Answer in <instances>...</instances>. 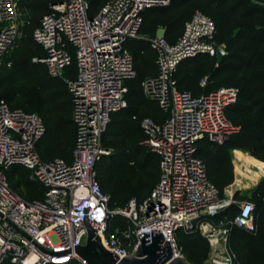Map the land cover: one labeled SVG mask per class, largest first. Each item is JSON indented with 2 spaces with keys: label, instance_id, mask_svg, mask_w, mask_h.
I'll return each instance as SVG.
<instances>
[{
  "label": "built area",
  "instance_id": "obj_1",
  "mask_svg": "<svg viewBox=\"0 0 264 264\" xmlns=\"http://www.w3.org/2000/svg\"><path fill=\"white\" fill-rule=\"evenodd\" d=\"M21 1L0 0V66L19 36L16 19ZM168 3L106 0L89 16L85 0H64L50 4L40 18L32 37L44 54L34 61L42 63L50 77L64 80L71 97L75 142L70 162L62 158L42 161L36 151L45 133L41 117L0 101V264H69L74 260L86 264L74 253L86 241L84 219L118 260L133 254L141 233L159 230L176 256L181 254L175 233L197 232L210 250L203 264H234L228 245L230 228L253 232L254 205L241 202L225 227L207 220L232 203L222 202L208 179L197 144L201 140L222 144L238 130L225 114L238 90L219 87L194 96L180 91L174 79L177 66L186 58L225 54L224 45L214 41L216 28L210 17L195 11L174 44L158 36L150 40L157 72L140 86L142 94L167 115L161 124L147 118L140 123L145 136L142 144L159 156V179L151 194L111 209L109 196L96 180V163L111 154L102 146V134L111 114L126 108L125 82L136 76L124 43L138 38L145 9ZM69 47L76 63L74 79L64 77L72 60ZM208 81V76L202 77L199 87L205 89ZM11 166L29 171L28 179L43 188L40 199L27 202L10 188L4 171ZM114 216L126 219L127 226L111 229Z\"/></svg>",
  "mask_w": 264,
  "mask_h": 264
},
{
  "label": "trees",
  "instance_id": "obj_2",
  "mask_svg": "<svg viewBox=\"0 0 264 264\" xmlns=\"http://www.w3.org/2000/svg\"><path fill=\"white\" fill-rule=\"evenodd\" d=\"M64 0H22L19 11L27 19L26 37L20 39L9 56V68L0 67V101L11 109L38 114L45 126V133L36 144L42 161L62 158L72 159L75 142V126L71 120V97L62 78L50 77L46 67L35 58L43 56L42 48L32 37L40 18L49 11L52 3ZM88 14L93 16L106 0H85ZM164 6H151L142 14L139 35L142 39H128L124 47L133 57L136 76L127 80L126 108L114 112L102 134L101 142L111 154L103 156L95 165L96 180L101 190L109 196V206L123 207L131 198L146 199L159 179V156L144 146V133L140 123L150 119L161 124L167 115L156 101L147 99L141 90V82L157 72L156 53L150 45L159 28L164 30L163 39L174 44L181 35L183 26L195 11L210 17L216 28L214 41L225 46L223 56L197 55L182 60L174 74L180 91L194 96L208 93L219 87H235L238 90L234 104L225 110L227 119L237 127L222 144L201 140L197 155L206 166L208 179L218 189L219 197L233 183L231 152L239 150L252 159L264 163V0H168ZM71 64L64 77L74 79L76 63L74 52L68 48ZM208 76L205 89L199 80ZM10 188H23L16 192L25 201L40 199L43 188L28 179L29 171L20 166H11L4 171ZM237 194L235 192L234 196ZM254 205L255 230L232 226L229 232V248L240 264H264V177L250 191ZM112 208V209H113ZM237 213L233 203L207 220L217 224L232 220ZM127 220L114 216L111 229L124 228ZM175 242L180 254L190 264H203L209 253L205 238L196 233H175ZM2 264H11L5 261ZM69 264H79L71 261Z\"/></svg>",
  "mask_w": 264,
  "mask_h": 264
},
{
  "label": "water",
  "instance_id": "obj_3",
  "mask_svg": "<svg viewBox=\"0 0 264 264\" xmlns=\"http://www.w3.org/2000/svg\"><path fill=\"white\" fill-rule=\"evenodd\" d=\"M228 139H226L227 141ZM87 237L84 245L76 246L74 253L86 264H190L182 255L176 256L162 233L146 231L140 235V243L131 256L118 260L106 250L95 230L84 219Z\"/></svg>",
  "mask_w": 264,
  "mask_h": 264
},
{
  "label": "rangeland",
  "instance_id": "obj_4",
  "mask_svg": "<svg viewBox=\"0 0 264 264\" xmlns=\"http://www.w3.org/2000/svg\"><path fill=\"white\" fill-rule=\"evenodd\" d=\"M16 26L18 27V30H19V36H18V39L13 49L18 46L20 39L26 37V33L24 34V31H26L27 29V19L25 15L20 11L16 19ZM11 51L7 54V56H9ZM224 51H225V48H224ZM220 56L222 55L219 54L218 57ZM9 66H10V62L4 61L0 67L7 69L9 68ZM231 158H232L231 164H232V171H233L234 179H233V183L224 190L221 200L222 202L230 201L234 205L239 206L241 202L250 201V198H251L250 191L253 188H255L256 184L264 177V163H259V162L254 161L250 155H248L245 152L239 151V150H235L234 152L232 151ZM258 177L260 178L258 179ZM22 189L23 188L16 189V192H20ZM228 189L231 190L232 192L230 196L227 195ZM235 192H237V194L234 196ZM109 207L111 209L113 208L112 206H109ZM228 222L229 220L220 221L219 223H222L223 226L225 227L226 225H228ZM198 234L200 235V233ZM228 245H229V242H228ZM232 253L234 254V261H233L234 264H240L239 261L237 260L235 253L234 252Z\"/></svg>",
  "mask_w": 264,
  "mask_h": 264
},
{
  "label": "crops",
  "instance_id": "obj_5",
  "mask_svg": "<svg viewBox=\"0 0 264 264\" xmlns=\"http://www.w3.org/2000/svg\"><path fill=\"white\" fill-rule=\"evenodd\" d=\"M163 33H164V30L162 29V28H159V29H157V31H156V35H155V37L156 36H158V37H162L163 38ZM138 38L140 39H142L143 37H141L140 35L138 36ZM235 151V150H234ZM233 151V152H234ZM257 185V184H256Z\"/></svg>",
  "mask_w": 264,
  "mask_h": 264
},
{
  "label": "bare ground",
  "instance_id": "obj_6",
  "mask_svg": "<svg viewBox=\"0 0 264 264\" xmlns=\"http://www.w3.org/2000/svg\"><path fill=\"white\" fill-rule=\"evenodd\" d=\"M259 178H260V177H258V179H259ZM231 194H232L231 190L228 189V190H227V195L230 196ZM225 202H226V201H225ZM62 258H65V257H62Z\"/></svg>",
  "mask_w": 264,
  "mask_h": 264
}]
</instances>
